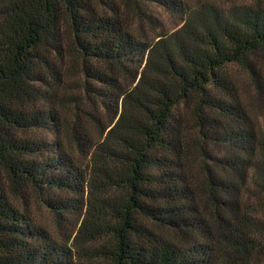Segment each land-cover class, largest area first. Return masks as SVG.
I'll return each instance as SVG.
<instances>
[{
  "label": "trees",
  "instance_id": "1",
  "mask_svg": "<svg viewBox=\"0 0 264 264\" xmlns=\"http://www.w3.org/2000/svg\"><path fill=\"white\" fill-rule=\"evenodd\" d=\"M0 264H264V0H0Z\"/></svg>",
  "mask_w": 264,
  "mask_h": 264
},
{
  "label": "rangeland",
  "instance_id": "2",
  "mask_svg": "<svg viewBox=\"0 0 264 264\" xmlns=\"http://www.w3.org/2000/svg\"><path fill=\"white\" fill-rule=\"evenodd\" d=\"M235 2H239L242 0H233ZM153 11V15L156 19H158L160 21V23H162V25H165L166 27H173L174 26V21L168 14L166 11L162 10L161 8H155L153 7L152 9Z\"/></svg>",
  "mask_w": 264,
  "mask_h": 264
}]
</instances>
